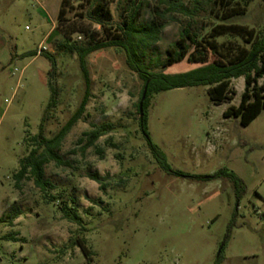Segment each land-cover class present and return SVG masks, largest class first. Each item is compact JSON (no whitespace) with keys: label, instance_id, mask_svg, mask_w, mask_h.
<instances>
[{"label":"rangeland","instance_id":"374dc122","mask_svg":"<svg viewBox=\"0 0 264 264\" xmlns=\"http://www.w3.org/2000/svg\"><path fill=\"white\" fill-rule=\"evenodd\" d=\"M61 1L0 0V264H264V110L248 126L224 116L240 104L244 77L232 80L234 99L220 104L202 85L151 96L150 139L171 169L183 174L178 175L162 168L141 131L143 80L128 66L125 49L94 51L86 59L85 113L58 151L67 163L45 165L52 184L46 192L32 178L16 185L20 160L33 147L30 137L40 132L45 114L44 134L51 138L84 98L86 79L75 47L120 33L131 5L140 0H71L59 22ZM242 1L249 3L246 14L231 22L261 36L264 2ZM184 2L190 6L193 0ZM102 7L104 26L87 13ZM171 16L141 62L167 73L202 65L188 59L163 64L186 22L182 15ZM151 17L147 8L137 24ZM207 22L202 36L218 20L212 16ZM218 40L245 44L229 35ZM43 51L53 54L55 69ZM217 57L210 52L208 62ZM50 84L56 103L48 108ZM103 124L111 131L83 150V132ZM96 171L111 176L105 189L89 177ZM230 173L243 182L239 196ZM64 206L76 207L81 223L66 218ZM82 239L89 255L76 243Z\"/></svg>","mask_w":264,"mask_h":264},{"label":"trees","instance_id":"16d2710c","mask_svg":"<svg viewBox=\"0 0 264 264\" xmlns=\"http://www.w3.org/2000/svg\"><path fill=\"white\" fill-rule=\"evenodd\" d=\"M96 1L99 0H92V2ZM262 1L264 2V0ZM248 5V1L243 3L242 0H193L190 6L184 0H158L155 5H151L147 0H140L138 3L134 1L128 16L119 25L120 33L113 34L103 42L86 47H75L86 79L84 98L75 113L51 138L44 134L47 117L45 114L40 132L30 137L29 141L33 147L30 149L29 154L20 160V169L14 175L16 185L19 186L24 179L32 178L35 185L44 192L52 186L49 180L45 178V165L51 161H55L57 164L67 163L58 151L68 133L82 118L89 101L90 79L86 66L87 56L106 47H123L127 53L128 66L136 71L143 80L138 103L140 128L151 152L165 171L183 175L171 169L165 152L150 139L148 109L150 98L154 93L202 85L208 87V95L211 100L216 104H220L234 99L236 90L232 88V80L244 77L245 89L240 104L238 106L231 105L224 111V116L239 117L241 124L248 126L264 110V32L259 36L254 28L231 22L233 18L246 14ZM70 7L71 0L61 1L58 14L59 22L67 15ZM147 8L151 9V20L139 26L137 20ZM103 9L102 7V10L97 13H93L91 10L87 12L90 19L102 26L106 24ZM209 11V15L203 14V12ZM171 13L186 17V22L178 40L167 48L166 59L163 64L169 66L188 59L190 62L201 63L202 65L175 73L150 70L141 62V57L149 46L159 40L160 31L166 27L170 18L173 17ZM212 16L218 20V23L212 25L210 31L202 36V32L209 25L207 19L212 18ZM63 33L67 38L71 32L66 30ZM227 35L240 37L245 44L241 45L232 40L219 42V38ZM139 50L142 52L140 55H138ZM210 52L218 55L213 62H208ZM44 54L52 62L55 69L56 59L53 54L49 52H44ZM260 80L263 81L260 82ZM50 85L52 98L48 108L56 103V89L52 84ZM146 86L147 95L143 102V115L141 116L140 102ZM111 128L110 124H103L83 132V135L79 138L80 143L85 142L83 150L95 146L103 135L111 131ZM228 175L233 179L239 196L243 191L242 180L233 173ZM89 177L99 183L101 189H105L107 187L106 180L110 179L111 176H103L96 171L90 173ZM62 209L66 218L81 223L82 219L76 207L68 208L64 206ZM76 243L85 255H89L85 239L78 240ZM217 264H219V261Z\"/></svg>","mask_w":264,"mask_h":264},{"label":"water","instance_id":"95a60500","mask_svg":"<svg viewBox=\"0 0 264 264\" xmlns=\"http://www.w3.org/2000/svg\"><path fill=\"white\" fill-rule=\"evenodd\" d=\"M146 95H147V86L144 89V93H143V96H142V100L140 102V114H141V116L143 115V102H144V100L146 98Z\"/></svg>","mask_w":264,"mask_h":264},{"label":"built area","instance_id":"2783aa9c","mask_svg":"<svg viewBox=\"0 0 264 264\" xmlns=\"http://www.w3.org/2000/svg\"><path fill=\"white\" fill-rule=\"evenodd\" d=\"M42 50H44V48H42Z\"/></svg>","mask_w":264,"mask_h":264}]
</instances>
